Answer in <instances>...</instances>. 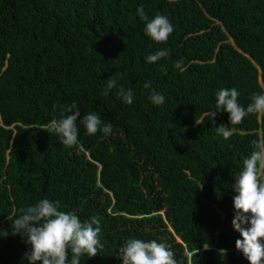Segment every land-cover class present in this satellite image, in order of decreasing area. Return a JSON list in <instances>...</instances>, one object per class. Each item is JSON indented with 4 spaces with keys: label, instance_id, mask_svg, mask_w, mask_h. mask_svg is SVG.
I'll use <instances>...</instances> for the list:
<instances>
[{
    "label": "trees",
    "instance_id": "1",
    "mask_svg": "<svg viewBox=\"0 0 264 264\" xmlns=\"http://www.w3.org/2000/svg\"><path fill=\"white\" fill-rule=\"evenodd\" d=\"M140 6L167 16L166 42L144 34ZM225 88L245 108L264 93V0H0V264H28L11 225L45 198L99 221L102 247L80 264H122L130 238L165 243L177 264H248L235 248L232 184L264 122L229 125L226 112L213 122ZM73 102L79 136L68 148L47 128ZM89 113L111 133L86 135ZM220 125L234 134L224 139Z\"/></svg>",
    "mask_w": 264,
    "mask_h": 264
},
{
    "label": "clouds",
    "instance_id": "2",
    "mask_svg": "<svg viewBox=\"0 0 264 264\" xmlns=\"http://www.w3.org/2000/svg\"><path fill=\"white\" fill-rule=\"evenodd\" d=\"M137 14L145 22L144 34L156 43L166 42L174 31L167 16L157 14L149 19L143 6L137 8ZM167 55V49L157 51L147 57V62H157ZM181 63L178 61L176 67L180 68ZM115 85L116 80L109 77L102 94L107 96ZM144 87L149 88L150 83H145ZM117 95L125 104L133 102L130 89L125 91L120 88ZM238 96L235 88L220 89L216 94V111L208 113L211 120L214 122L217 112H226L229 125H238L249 115L264 122V93L254 94L246 108L240 105ZM149 99L153 105H162L165 97L153 90ZM80 116L73 102L69 107L62 108L61 118L53 119L47 132L58 136L63 146L72 148L78 143L77 120ZM80 123L89 136L98 131L108 135L112 131L111 125L103 123L95 113L84 115ZM215 130L224 139L230 138L235 131L233 127L224 125L215 127ZM252 144L253 150L243 160L242 170L232 184L236 194L233 197L234 217L231 224L240 237L235 241L236 250L248 264H264V132ZM60 207L58 201L45 198L18 210L20 214L11 225L12 234L20 235L28 246L29 250L23 257L28 264H80L81 257H94L98 248L102 247L99 241L101 228L95 217L90 221H81L75 212L62 211ZM118 258L122 264H177L168 245L156 240L130 238L120 247Z\"/></svg>",
    "mask_w": 264,
    "mask_h": 264
}]
</instances>
